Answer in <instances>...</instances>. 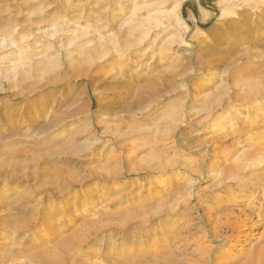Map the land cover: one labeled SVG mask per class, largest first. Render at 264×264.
<instances>
[{
  "label": "rangeland",
  "instance_id": "obj_1",
  "mask_svg": "<svg viewBox=\"0 0 264 264\" xmlns=\"http://www.w3.org/2000/svg\"><path fill=\"white\" fill-rule=\"evenodd\" d=\"M220 1L184 3L188 51L107 30L95 67L91 17L131 1L0 0V264H264V0Z\"/></svg>",
  "mask_w": 264,
  "mask_h": 264
},
{
  "label": "bare ground",
  "instance_id": "obj_2",
  "mask_svg": "<svg viewBox=\"0 0 264 264\" xmlns=\"http://www.w3.org/2000/svg\"><path fill=\"white\" fill-rule=\"evenodd\" d=\"M131 1L132 3V12L131 14L128 16V18L126 19V21L124 22H121L119 23L117 21L116 23V18L115 17H112V16H108L104 19L101 18V14L100 13H94V15L91 17V20H90V26H91V31H90V34L93 38L92 40V48L93 49H89V50H92V51H88L89 54L88 56H86V58H84V61L83 63L85 64H94L95 67H97L96 65L100 62H102L103 60L109 58L111 56V51L109 50H102L100 49L99 47V37L101 36V34H103V31L106 32L108 30V32H110L111 34L109 35V38L106 39L105 41L107 42H110V44H108V46L110 45L111 48H114L116 49L117 51L119 50L120 52H123L121 51L122 49H126V52H130L129 49L135 47V46H138V45H143V43L145 42V40L147 38H149L151 36V33L153 34H156L154 36V42H157L159 40V37H161L162 35L164 34H167L168 32H171V31H174L176 34L172 37V40L175 39V40H178V42L180 43L181 45V48L185 49L186 51H188V48H190L189 44H187L186 42V38H185V27H186V24L184 22V19L181 15V11L183 9V6H184V3L186 2V0H129V2ZM128 2V1H127ZM252 2H254L255 4H259L261 1L260 0H253ZM251 4L250 0H221L219 2V6L220 8L222 9L221 11V16L220 18L223 19V20H228L232 17H236L237 14V11L236 10H239L241 8H246L247 6L249 7ZM106 11V10H105ZM242 11V10H241ZM120 13V12H118ZM118 13H115L116 16H118L117 14ZM208 15L205 16V18H208L207 17ZM103 22V26L100 27L99 24H101ZM74 23V22H73ZM72 23H68L66 24L65 26H62V28H65V27H70ZM114 24L118 25L116 27L117 30L114 28ZM132 24H134V26H132ZM76 26V25H75ZM74 26V27H75ZM129 26H132L131 29H129ZM185 26V27H184ZM73 27V26H72ZM144 27H147L148 28V32L146 31L141 33L142 35V39H140L138 42L132 44V43H125V44H122L120 42V38H119V35H122L120 34L121 32L124 33V31L128 30L130 32H134V31H138L140 30V28H144ZM60 27H55V30L54 32L49 36L51 37V39H55L56 35H57V30L59 29ZM187 28V27H186ZM69 29V28H68ZM73 29V28H72ZM71 29V30H72ZM76 29V28H75ZM64 30V29H63ZM70 30V29H69ZM68 30V31H69ZM66 31V29L64 30ZM74 31V30H73ZM76 32V31H75ZM205 35V32L201 29H197L195 31V36L196 37H199V36H204ZM194 36V37H195ZM106 37V36H105ZM71 40V39H70ZM74 40V39H73ZM72 40V41H73ZM143 40V42H142ZM11 42V44H13L14 48L16 47L15 43L12 41V37H10V39H3L2 40V44L0 46V50L4 49L6 43ZM171 42V40H169ZM168 41V42H169ZM69 42V41H68ZM191 42V40L189 41ZM71 43V41H70ZM176 43V42H175ZM72 44V43H71ZM69 44V45H71ZM168 44V43H167ZM37 45V43H36ZM35 45V42L33 44H30V45H27L29 47L31 46H36ZM26 46V45H25ZM26 46V47H27ZM53 48V46L50 47V49ZM170 48V47H169ZM69 49V48H68ZM128 49V50H127ZM151 49V48H150ZM25 49L22 48L20 50H17L19 52L21 51H24ZM32 50V49H31ZM112 50V49H111ZM133 50H135L133 48ZM132 50V51H133ZM161 50V48L159 49ZM158 50V51H159ZM164 50V48H163ZM156 51V49H155ZM166 51V49H165ZM168 51V50H167ZM166 51V52H167ZM119 52V53H120ZM125 52V53H126ZM157 52V51H156ZM172 52V51H171ZM116 53V52H115ZM131 53V52H130ZM129 53V54H130ZM169 53V52H168ZM186 53V52H185ZM114 54V53H113ZM112 54V56H113ZM118 54V52H117ZM124 54V53H122ZM121 54V55H122ZM128 54V55H129ZM161 54V53H160ZM183 54H184V51H183ZM179 55L182 57V55ZM41 55V54H40ZM72 55V54H71ZM70 54L67 56V57H70L71 56ZM116 55V54H115ZM121 55H116V56H121ZM127 55V56H128ZM191 53H187L186 56H190ZM36 56V55H35ZM42 56V55H41ZM39 57V56H38ZM72 57V56H71ZM117 57V59H118ZM123 57V55H122ZM28 58V57H27ZM40 58V57H39ZM44 58V57H43ZM112 58V57H111ZM124 58V57H123ZM122 58V59H123ZM126 58V57H125ZM9 57H5L2 59L3 62H5L6 60H8ZM70 59V58H69ZM114 59V58H113ZM44 60V59H43ZM110 60V59H109ZM112 60V59H111ZM27 61V60H26ZM104 62V61H103ZM119 62V59L118 61ZM116 62V64H117ZM35 63V62H33ZM57 58H54L51 62H48V63H44V64H39L36 63V64H32L31 63V67L29 65L28 68H31L34 70L35 66L36 67H39L40 68V71L42 73H47V72H50L53 68H55L57 66ZM82 63V62H81ZM82 63V64H83ZM105 63V62H104ZM109 63H111L109 61ZM113 63V62H112ZM88 65V66H89ZM90 65V66H91ZM99 65V64H98ZM113 65V64H112ZM93 66V65H92ZM100 67V66H99ZM32 70V72H29V73H25L22 75V79H25L27 78L29 75H33L32 73H34ZM20 71V66L19 64L16 65V66H13V67H9L7 70H6V73H12L13 75L15 74H18ZM28 71V70H27ZM112 71V70H111ZM25 72V71H24ZM16 76V75H15ZM16 78V77H15ZM20 78V77H19ZM223 102V101H222ZM221 102V103H222ZM215 111H217V109H211L209 112H205V116L204 118L202 119V121H206L208 119H210L211 117L214 116L215 114ZM199 113H197L198 115ZM184 117L188 118L187 114H184ZM222 118L220 119H216L215 120V123H213V126L215 128H220L221 127V123H222ZM191 123V122H190ZM192 124V123H191ZM193 126L195 128H198L196 125L193 124ZM199 129V128H198ZM171 148V147H170ZM170 150V149H169ZM169 150H166L169 152ZM171 151V150H170ZM264 164V159H261V160H258L256 162H253L251 165L253 167H261L263 166ZM193 196V191H189L188 192V196L187 198L190 199L191 197Z\"/></svg>",
  "mask_w": 264,
  "mask_h": 264
}]
</instances>
